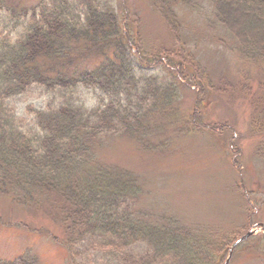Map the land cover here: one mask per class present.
Listing matches in <instances>:
<instances>
[{"label": "trees", "instance_id": "1", "mask_svg": "<svg viewBox=\"0 0 264 264\" xmlns=\"http://www.w3.org/2000/svg\"><path fill=\"white\" fill-rule=\"evenodd\" d=\"M152 1L160 10L171 5V0ZM213 2L221 4L235 54L264 73V0H238L232 14L224 7L233 0L224 6ZM124 13L104 0H38L20 9L0 0V193L41 215L48 227L58 226L61 233L46 228L52 233L43 234L72 255V264L90 262L96 252L111 264H132L136 257L139 264H151L170 251L179 252L182 261L183 252L196 251L177 218L160 219L136 208L143 192L136 175L107 165L97 154L114 136L143 140L153 127L147 118L165 109L157 104L173 101L175 86L158 82L144 65H169L183 78L189 64L198 70L194 60L173 50L166 61L137 45L131 34L139 35L131 32ZM204 81L195 77L201 88ZM32 86L42 87L49 103L45 110L35 109L29 126L6 100ZM165 110L170 117L179 115ZM193 115L200 124L199 114ZM228 240L230 235L211 241L210 254L199 262L221 264ZM140 241L147 242L143 255L115 256V246ZM238 247L254 256L245 243ZM37 257L27 250L0 264H40Z\"/></svg>", "mask_w": 264, "mask_h": 264}, {"label": "rangeland", "instance_id": "2", "mask_svg": "<svg viewBox=\"0 0 264 264\" xmlns=\"http://www.w3.org/2000/svg\"><path fill=\"white\" fill-rule=\"evenodd\" d=\"M36 1L10 0L18 9ZM104 1L127 14L131 32L139 38L131 36L144 50L165 59L173 50L172 54L184 56L187 62L194 60L199 71L189 64L183 78L170 71L169 65H144L158 82L175 86L173 101L157 106L179 115L170 117L165 109L153 113L146 120L152 131L147 129L143 140L114 136L98 149L99 159L136 175L143 189L137 209H148L160 219L177 218L183 225L182 235L191 234L186 242L196 251L183 252L185 261L179 252L170 251L153 257L157 260L151 264H202L199 261L210 254L209 243L230 235L223 263L235 238L264 223V73L233 51L236 40L230 26L221 21V4L216 7V0H171L162 11L152 0ZM230 1L219 0L223 6ZM233 2L224 7L229 14L230 7L239 3ZM244 25L249 28L251 23ZM197 76L205 80L203 88L195 83ZM84 99L89 100L87 95ZM6 102L17 118L32 126L35 109L45 110L49 97L42 87L32 86ZM193 113L201 117L200 124L193 120ZM46 228L61 233L58 226L48 227L41 215L0 193V259H13L29 250L40 264H72V255L45 235L52 233ZM259 231L243 242L254 256L236 247L229 264H264V233ZM146 248L147 242L140 241L131 247L115 246L114 254L143 255ZM102 256L96 252L85 264H111ZM132 264H139L137 257Z\"/></svg>", "mask_w": 264, "mask_h": 264}, {"label": "water", "instance_id": "3", "mask_svg": "<svg viewBox=\"0 0 264 264\" xmlns=\"http://www.w3.org/2000/svg\"><path fill=\"white\" fill-rule=\"evenodd\" d=\"M257 226H261L264 229V224H257L255 227ZM257 229L254 230H250L247 233H245L242 237H240L236 242H234L231 246H230V253H229V258L231 256V253L233 251V248L236 244H238L239 242L243 241L244 239L248 238L249 236H251L252 234H254L256 232ZM229 258L226 260L225 264L228 263Z\"/></svg>", "mask_w": 264, "mask_h": 264}]
</instances>
